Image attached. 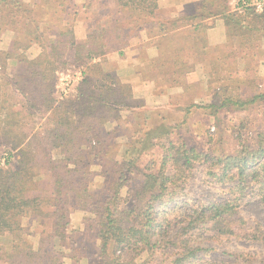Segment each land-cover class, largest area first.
Instances as JSON below:
<instances>
[{
    "label": "trees",
    "instance_id": "trees-1",
    "mask_svg": "<svg viewBox=\"0 0 264 264\" xmlns=\"http://www.w3.org/2000/svg\"><path fill=\"white\" fill-rule=\"evenodd\" d=\"M39 1L0 0V35L13 33L0 48V152L5 154L0 236L10 237L9 246L0 245V264H62L65 257L80 264L83 247L68 231L74 210L84 212L83 232H92L97 241L94 264H152L169 248L171 264H194L204 250L191 243L198 229L256 241L264 249V225L249 224L238 209L248 192L264 205V131L251 142L237 135L238 146L228 153L188 145L177 123L160 118L151 124L131 84L107 64L109 53L123 56L128 37L143 30L158 53L147 59L148 67L172 64V75L189 72L193 68L185 67L180 52L170 60L163 57L164 43H178V50L187 43L188 51L204 59L205 30L212 26L204 20L221 18L223 45L249 51L264 38V10L231 7L230 0H196L192 13L182 9L175 16L164 14L160 2L167 0H110L104 17L95 12L93 27L78 39L75 0ZM178 31L184 33L176 41ZM33 44L40 51L29 57ZM220 60L209 63L207 82L217 83L208 87L211 101L191 106L216 117L221 109H244L264 100V90L251 80L221 75L226 67ZM10 62L20 65L12 74ZM68 67L77 68L80 78L71 93L59 95L57 75ZM242 83L250 93L239 90ZM197 165L213 181L231 184L232 197L198 201L174 217L158 212V205L181 192ZM94 174L102 180L91 188ZM24 218L36 223V244ZM233 262L251 264L247 258Z\"/></svg>",
    "mask_w": 264,
    "mask_h": 264
},
{
    "label": "rangeland",
    "instance_id": "rangeland-1",
    "mask_svg": "<svg viewBox=\"0 0 264 264\" xmlns=\"http://www.w3.org/2000/svg\"><path fill=\"white\" fill-rule=\"evenodd\" d=\"M75 1L76 8L78 9V14L75 16L77 21L74 24L75 34L78 39H84L86 33L93 27L95 20L94 13L98 12L99 15L104 17L103 14L111 5V2L110 0H91L89 6L82 7L85 0ZM195 1L189 0L188 5L183 6V9L186 12L192 13ZM235 1L230 0L231 7L235 5ZM39 2L42 3V0ZM178 14L179 12L175 16ZM215 19L222 21L221 18H208L204 20V23L208 25L212 24L209 27L212 28L215 25ZM221 28V32L224 35L223 42L221 44L208 45V51L201 56L204 59H200V56L196 54V50L190 49L188 51L186 49L187 43L184 47L185 50H178L180 48L177 45L178 43L175 44L173 42L174 45L171 47H165L166 43H164L162 48L164 50L163 57L170 60L173 57L176 58L177 56L175 55L180 52L182 55V59L180 60L185 63L184 65L187 69L192 67L194 73L191 70L179 75H172L170 73L172 71V64H168V66L164 65L160 68L153 66L152 69L148 68V71H150L148 73L154 74L157 78L155 81L152 80L154 83L152 90H135V97L144 104L143 108L147 111V115H150L149 121L151 124L158 123L160 118L167 123H177L178 127L176 131L181 134L188 145H193L200 150L212 153H228L235 150L238 146L237 135L251 142L259 131H264V100L253 103L244 109H221L216 117L207 114L201 108L191 106L193 103L200 104L211 101L210 95L212 92L208 91V87L213 88L217 83L216 81L207 82L210 59H221L220 61L226 67L220 69L221 75H228L230 73L236 76L239 75L251 80L256 85L257 90H264V38L261 39L257 48L242 52L237 47L231 48L223 45L225 41L223 21ZM207 30H205L206 37ZM183 33L182 31L176 32L172 39L177 41L179 37L183 36ZM141 34H145V32L142 30L128 37L129 45L123 48V56H119L118 52L108 54L107 64L110 68H114L119 77L122 76L123 78L125 74H130L134 71L136 65V58L134 56L137 55L138 58L139 54L141 57H148L146 49L150 45L142 44L140 46V41L143 42L142 39H144ZM12 36L13 33L9 30L3 32L0 35V48H5ZM134 48H138V51L134 52ZM39 51L40 47L37 44H33L27 50V55L34 57ZM250 51L254 53L249 54ZM19 66L15 62H10L8 72L12 74V72L18 70ZM227 67L230 69L229 71H227ZM156 71L157 73H155ZM172 77H176L177 81L175 82L178 83H173L172 79L174 78ZM79 78L80 71L77 68L68 67V69L59 72L57 75L56 93L59 95L71 93ZM122 81L128 82L125 80V77ZM245 84L242 83L239 90L244 94H248L250 90ZM173 90L175 92H172ZM189 106H191L190 109H188ZM121 137L119 140L123 142L125 138ZM2 153L3 155L0 160L5 155L1 151L0 154ZM101 180V176L94 174L91 188L99 187ZM230 187L231 184L213 181L205 174L203 167L197 165L193 170V174L184 184L181 192L174 199L158 205L156 209L160 213L173 212L171 216L174 217L177 213H183L198 201H219L227 197L231 198ZM238 209L239 215L247 220L249 224L260 222L264 225V205L259 202L255 195L248 192L247 195L239 200ZM83 215V211H72L68 231L74 243L83 247L84 256L80 264H94L93 258L95 257L97 241L93 238L92 232H83ZM35 224V222H30L26 218L23 219V225L29 227L30 233L28 232V237L34 244H36L38 239V235L36 234L37 226ZM192 233L193 240L191 243L195 246H202L204 249L199 251L200 259L194 264H234L233 261L235 259L242 261L245 258L251 264H264V249L256 241L237 239L235 237H218L215 236L214 232L205 229H198ZM9 244V236H0V245L9 246ZM173 256L172 248L161 251L155 255V261L152 264H171L170 261ZM62 264H70L69 258H63Z\"/></svg>",
    "mask_w": 264,
    "mask_h": 264
},
{
    "label": "crops",
    "instance_id": "crops-1",
    "mask_svg": "<svg viewBox=\"0 0 264 264\" xmlns=\"http://www.w3.org/2000/svg\"><path fill=\"white\" fill-rule=\"evenodd\" d=\"M188 2L189 0H167L165 2L164 1L160 2V5L162 4V10L164 9V14L175 15L178 12L180 13L183 9V6L188 5L187 4ZM221 25H222V21H220V19H215L214 27L208 28L206 38L208 40L209 45H213L217 43L221 44L223 42L224 35L221 32L222 31ZM141 36L144 39H142L143 42L140 41V46H142V44L143 45L149 44V40L146 37V35L141 34ZM152 44H149L150 46H148L146 49L147 50L146 52L148 53V57H141L139 54H138V58L137 55L134 56L136 58L135 59L136 65L134 71L130 74H125L123 78L122 76H120L122 79H124L125 77V80H127L131 84L134 95H136L135 90L142 91L146 89L148 91H151L152 88L154 87V83L152 81L154 74L148 73L150 72L148 71V68L152 69V67H148L149 62L147 61V59H154V57H156L157 54V49ZM133 50L134 52H136L138 51V48H134ZM155 73H157V71ZM172 92H175V90H173Z\"/></svg>",
    "mask_w": 264,
    "mask_h": 264
},
{
    "label": "built area",
    "instance_id": "built-area-1",
    "mask_svg": "<svg viewBox=\"0 0 264 264\" xmlns=\"http://www.w3.org/2000/svg\"><path fill=\"white\" fill-rule=\"evenodd\" d=\"M241 4V5H240ZM235 5L241 6H252L255 11L261 12L264 10V0H236ZM79 74V72H78ZM4 158L0 160V164H3Z\"/></svg>",
    "mask_w": 264,
    "mask_h": 264
}]
</instances>
